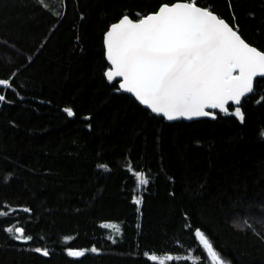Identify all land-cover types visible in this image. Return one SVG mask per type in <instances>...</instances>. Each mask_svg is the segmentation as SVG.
Instances as JSON below:
<instances>
[{"label":"trees","instance_id":"1","mask_svg":"<svg viewBox=\"0 0 264 264\" xmlns=\"http://www.w3.org/2000/svg\"><path fill=\"white\" fill-rule=\"evenodd\" d=\"M175 2L264 51V0H0V79L11 84L0 88V264H212L197 229L230 264H264V78L239 105L243 123L214 109L168 123L104 75L110 26ZM129 165L149 179L139 192ZM15 227L32 239L4 230Z\"/></svg>","mask_w":264,"mask_h":264},{"label":"snow or ice","instance_id":"2","mask_svg":"<svg viewBox=\"0 0 264 264\" xmlns=\"http://www.w3.org/2000/svg\"><path fill=\"white\" fill-rule=\"evenodd\" d=\"M39 2L43 4V0ZM104 47L111 65L104 73L108 82L122 78L120 91L130 93L153 114L168 121L194 117L215 119L214 113L206 111L214 109L235 116L243 123L241 99L253 92L255 77H264V51L250 46L224 19L192 2L163 4L158 11L137 22L128 16L122 17L105 34ZM10 87L9 80L0 79V88ZM5 101L6 96L0 94V102ZM230 102L236 105L231 112L227 107ZM64 112L68 117L74 116L71 108H65ZM261 135L264 136V132ZM97 167L109 170L107 164ZM128 170L135 177L136 192L147 186L146 174L135 172L131 165ZM132 203L139 209L142 200L134 195ZM23 211L30 210L24 208ZM3 215L5 213L0 212V216ZM102 227L120 232L116 224ZM4 230L10 235L14 230L13 239L25 242L32 239L25 236L20 227ZM194 234L212 264H230L214 250L201 230L197 229ZM34 251L44 256L49 254L40 248ZM67 255L78 258L85 255V251L69 249ZM147 258L154 264H166L174 259L172 255H147Z\"/></svg>","mask_w":264,"mask_h":264},{"label":"water","instance_id":"3","mask_svg":"<svg viewBox=\"0 0 264 264\" xmlns=\"http://www.w3.org/2000/svg\"><path fill=\"white\" fill-rule=\"evenodd\" d=\"M175 3H183V2H175ZM174 4V3H173ZM169 5H171V4H169ZM200 8H202V7H200ZM202 9H204V8H202ZM158 11V10H157ZM152 14V13H151ZM213 14H215V13H213ZM215 15H217V14H215ZM218 16V15H217ZM146 17V16H145ZM131 19V18H130ZM132 20V19H131ZM133 22H137L138 20H132ZM226 21V20H225ZM119 22V21H118ZM118 22H116V23H118ZM227 22V21H226ZM228 23V22H227ZM115 24V23H114ZM229 24V23H228ZM230 25V24H229ZM231 26V25H230ZM111 27V26H110ZM110 30V28L107 30V32ZM106 32V33H107ZM105 33V34H106ZM239 34V33H238ZM240 35V34H239ZM104 37H105V35H104ZM242 38V37H241ZM243 39V38H242ZM244 40V39H243ZM245 41V40H244ZM246 42V41H245ZM248 43V42H247ZM249 44V43H248ZM250 46H252L251 44H249ZM253 47H255V46H253ZM105 48V47H104ZM256 48V47H255ZM259 50V49H258ZM105 59H106V51H105ZM106 61H107V59H106ZM107 63H108V65L110 66V68H109V70L111 69V65L109 64V62L107 61ZM258 78H264V77H255L254 78V84H255V80L256 79H258ZM119 80V83L122 81V78H120V77H116V78H114V80ZM118 87H119V84H118ZM253 87H254V85H253ZM120 92H122V93H124V94H127V95H130L131 97H133L130 93H125V92H123V91H120ZM251 94V93H250ZM250 94H248V95H250ZM248 95H246L245 97H247ZM245 97H243L242 99H241V103H242V101H243V99L245 98ZM134 98V97H133ZM135 99V98H134ZM140 106H142L144 109H146V110H148L151 114H153L151 111H150V109H148V108H146L144 105H141L138 101H136ZM240 103V104H241ZM230 104H232L231 102L229 103V105ZM232 105H234V104H232ZM228 106V105H227ZM236 106V105H235ZM212 110L213 109H206V111H209V112H212ZM153 115H155V116H157L156 114H153ZM159 117H162V116H159ZM163 118V117H162ZM202 118H209V119H213V118H211V117H194V118H192V119H184V118H179V119H176V120H173V121H168V120H166L168 123H172V122H176V121H185V122H192V121H196V120H200V119H202ZM164 119V118H163Z\"/></svg>","mask_w":264,"mask_h":264},{"label":"rangeland","instance_id":"4","mask_svg":"<svg viewBox=\"0 0 264 264\" xmlns=\"http://www.w3.org/2000/svg\"><path fill=\"white\" fill-rule=\"evenodd\" d=\"M222 258V257H221Z\"/></svg>","mask_w":264,"mask_h":264}]
</instances>
